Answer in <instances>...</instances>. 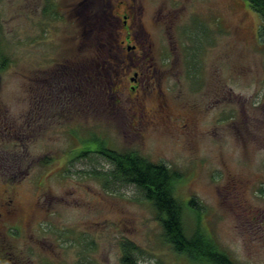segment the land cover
Segmentation results:
<instances>
[{"label": "rangeland", "instance_id": "rangeland-1", "mask_svg": "<svg viewBox=\"0 0 264 264\" xmlns=\"http://www.w3.org/2000/svg\"><path fill=\"white\" fill-rule=\"evenodd\" d=\"M127 1L0 0V264H123L126 242L137 247V264H209L165 242L153 205L109 176L114 165L95 153L102 147L177 171L186 234L204 231L236 264H264L261 16L245 0H136L141 50L152 43L157 66L203 74L201 90L189 77L163 86L178 93L175 114L198 128L189 142L138 124L130 84L119 96L110 90L108 55L130 54L118 17ZM158 12L175 20L155 22ZM79 67L87 69L88 111L62 101L64 86L83 78L74 75ZM42 87L43 120L32 103Z\"/></svg>", "mask_w": 264, "mask_h": 264}, {"label": "flooded vegetation", "instance_id": "flooded-vegetation-1", "mask_svg": "<svg viewBox=\"0 0 264 264\" xmlns=\"http://www.w3.org/2000/svg\"><path fill=\"white\" fill-rule=\"evenodd\" d=\"M110 13L111 15H113L112 10ZM138 13L139 12L136 7V0H131L125 2V6L122 8V14L118 16L120 17L119 21H122V25L127 30V41L129 43H134L129 44L127 42L125 44L124 42V47L126 46L125 49L128 53H130L127 57L122 56V53L118 52H113L112 54L108 55V59L106 60V79L108 83L113 84L114 86L111 87L110 90H115L117 95L119 96V93L122 92L120 90L121 86L126 87L130 84V89L137 93L136 97L132 101V112L135 118H139L137 120L138 124L142 123L148 129L152 130L169 129L171 130V132H179L184 137L189 138V142H191L193 138L198 136V128L194 126L190 119L185 118L184 116H177L175 114L170 101L171 99H176L178 93H174L172 96H168L165 92V89H163V86L169 80H174V84L177 86L182 85V81L189 77L193 82L195 80L198 81L197 86L201 90V88H203L204 86L203 74L197 67L188 68L185 71V69L183 68L178 69L170 68L168 66H157V62L154 61V57L152 56V43H150L149 45V51H147L146 49L141 50L144 42L141 41L140 38L144 37V34L141 36V32L134 31L135 25H137L141 21ZM157 20H159L161 23L163 22V20H165L166 22H168V20L173 22L175 19L172 17L171 13H168L166 15L160 13L159 16L155 19V22H157ZM84 38H88V36H84ZM102 38H104V36ZM148 54H151V56ZM134 59H137V64H139L137 68L134 67V65H136ZM145 59L149 60L147 66L141 65L142 60ZM127 60L132 63L126 64ZM73 70L76 72L74 73V75H79V78L83 76V78H80L78 82H74L71 84L67 83L64 86L66 93H64L63 95L65 98H62L63 104L66 107H69L70 110L76 109L78 111H88L89 107L93 103V100L92 98H90L91 93L90 85L87 82V69L86 67H79L73 68ZM69 77L70 76H68L67 81L70 82L71 78ZM150 85L154 86L151 87ZM141 87L144 88L140 89ZM41 90L42 93H40L39 90V95H41L42 98L37 99L32 103L36 104L35 107L37 109L38 117L43 120L47 112V101L44 100V87H42ZM61 93L62 90L60 94ZM148 97H152L154 99V106H152V108H150V106L147 104ZM62 101L60 100V103ZM214 101L215 100L213 99L212 102ZM114 102L115 104H117L118 101L114 100ZM201 111L203 113L205 112L203 107L201 108ZM13 213V209H8L7 215H13Z\"/></svg>", "mask_w": 264, "mask_h": 264}, {"label": "trees", "instance_id": "trees-1", "mask_svg": "<svg viewBox=\"0 0 264 264\" xmlns=\"http://www.w3.org/2000/svg\"><path fill=\"white\" fill-rule=\"evenodd\" d=\"M261 16L260 34L264 36V0H245ZM113 165L109 173L126 184L134 185L149 201L163 229L165 242L171 245L176 253L187 256L196 263L236 264L227 254L220 251L216 243L204 231L197 229L192 236L185 231L183 215L184 204L175 196V184L181 175L165 164H154L144 157L133 153H118L106 147L95 152ZM194 201L190 202V205ZM123 264H137L135 253L137 247L131 242L122 246Z\"/></svg>", "mask_w": 264, "mask_h": 264}]
</instances>
